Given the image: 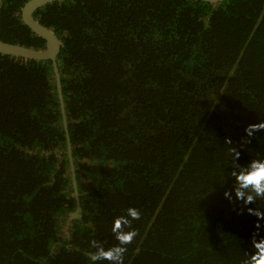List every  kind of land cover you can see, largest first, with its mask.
<instances>
[{
    "label": "trees",
    "instance_id": "16d2710c",
    "mask_svg": "<svg viewBox=\"0 0 264 264\" xmlns=\"http://www.w3.org/2000/svg\"><path fill=\"white\" fill-rule=\"evenodd\" d=\"M27 1L0 0V40L41 50ZM33 17L61 43L81 219L52 64L0 54V264H91L128 207L123 264H242L264 236V195L237 199L233 175L264 158V0H64Z\"/></svg>",
    "mask_w": 264,
    "mask_h": 264
},
{
    "label": "clouds",
    "instance_id": "9594fccd",
    "mask_svg": "<svg viewBox=\"0 0 264 264\" xmlns=\"http://www.w3.org/2000/svg\"><path fill=\"white\" fill-rule=\"evenodd\" d=\"M264 127V125H261ZM252 129V130H250ZM255 125H248L245 132L248 136L252 135ZM236 156L239 153H235ZM235 179V196L237 199L244 198V202L250 203L254 196L264 195V158L253 159L247 166L241 167L238 172L233 173ZM227 195V193H225ZM249 213L261 218V213L253 209H248ZM141 212L135 207H128L123 210V214L114 217L111 225V233L117 242L109 247L103 246L99 241L90 240V246L94 251L89 252L88 259L91 264L98 261H108L109 264H123V257L127 251L125 245L130 244L137 235L136 230L131 227V222L139 220ZM258 227V223L256 224ZM253 251L249 253L242 264H264V236L251 242Z\"/></svg>",
    "mask_w": 264,
    "mask_h": 264
},
{
    "label": "water",
    "instance_id": "95a60500",
    "mask_svg": "<svg viewBox=\"0 0 264 264\" xmlns=\"http://www.w3.org/2000/svg\"><path fill=\"white\" fill-rule=\"evenodd\" d=\"M64 0H28L22 7L20 16L21 20L24 25H26L31 32L40 37L45 41V47L41 50H35L33 48L24 47L18 44H10L0 40V54L5 56H10L14 58H21L25 60L31 61H50L53 67L54 75H55V83H56V90L59 99L60 105V113L62 118V126L64 129L65 139H66V147H67V154L70 164V169L72 173V180H73V188H74V196L76 201V210L69 215V221L71 220H80L81 219V209L78 203V193L77 188L74 180V171H73V162L71 156V145L70 139L67 130V122L64 110V103L61 93V85H60V78L58 74V68L56 64V58L60 51L61 43L59 42L58 38L55 36L53 30L48 29L42 26L36 19H34L33 14L40 8L44 7L45 5L59 2ZM203 2H207L210 4L220 3L226 0H201ZM1 6V2H0Z\"/></svg>",
    "mask_w": 264,
    "mask_h": 264
}]
</instances>
